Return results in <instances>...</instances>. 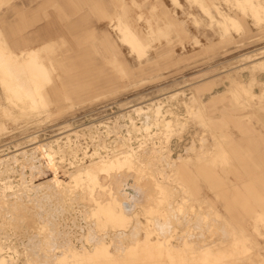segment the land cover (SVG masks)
<instances>
[{
    "label": "rangeland",
    "instance_id": "rangeland-1",
    "mask_svg": "<svg viewBox=\"0 0 264 264\" xmlns=\"http://www.w3.org/2000/svg\"><path fill=\"white\" fill-rule=\"evenodd\" d=\"M178 2L182 5L173 0H0V185L13 186L5 195L0 193V257L6 258L0 264H264V10L258 11L264 6L249 4L254 16L263 13L258 22L236 1L203 0L240 18L241 28L230 26L225 32L218 22L220 9L204 10L196 0ZM166 11L176 12L178 25L165 24ZM125 12L139 28H154L143 37L146 54L156 49L161 54L147 69H138L139 57L108 26L111 16ZM106 34L116 42L118 57L126 65L113 62ZM49 39L55 42L43 50L44 70L38 69V61L9 54L5 46L7 42L19 51ZM79 40L89 51L84 58L87 67L81 57H74L72 45ZM35 84L40 92L37 102L23 100L20 93L33 91ZM19 85L23 88L17 91ZM235 85L239 89L231 93ZM244 87L258 95L243 96ZM157 105L163 106L162 120H175L174 130L161 121L150 130L151 136L139 131L128 134L132 124L127 114L140 122L144 113L133 109ZM74 130H80L70 134L78 145L76 156L67 153L70 149L63 143ZM124 139H130L139 157L131 156L134 150L118 155L114 148ZM56 140L64 144L65 155L56 159L64 194L47 199L43 191L52 185L54 172L36 145ZM102 143L118 155H113L112 165L122 160L119 164L126 166L122 171L128 169L138 182H145L143 186L147 181V188L152 186L148 201L139 205L135 217L141 224L136 228L135 217L125 224L93 213L80 199L78 183L69 182V172L80 180L85 165L99 159L93 152ZM30 151L38 159L27 158ZM98 242L107 244L108 250L84 255V249ZM76 250H84L82 257H71ZM62 251L66 258H60Z\"/></svg>",
    "mask_w": 264,
    "mask_h": 264
},
{
    "label": "bare ground",
    "instance_id": "bare-ground-1",
    "mask_svg": "<svg viewBox=\"0 0 264 264\" xmlns=\"http://www.w3.org/2000/svg\"><path fill=\"white\" fill-rule=\"evenodd\" d=\"M196 1H198V0H196ZM233 1H236L239 5V8L241 9V11L244 13V14H250L252 17H255L256 18V20L258 21V22H261V20H262V18H263V13L258 17V16H254L253 15V11H252V9H251V6H249V4H251V3H253V2H256V3H263V6H264V0H233ZM199 2V1H198ZM258 8H259V6H258ZM239 9V10H240ZM153 10V9H152ZM262 10H264L262 7L260 8V10H258L259 12H261ZM219 12V14H220V16H221V21H220V24H221V26L223 27V28H229L230 26H235V27H240L239 26V22H238V20L233 16V15H231V14H229V13H225V12H222V11H218ZM252 19V18H251ZM257 26V25H256ZM152 30V29H151ZM131 31V30H130ZM127 32V31H126ZM155 33V32H154ZM125 40H126V42L132 47V49L134 50V51H139L140 49H143V44H142V42L140 41V39L133 33V32H128V34H125ZM47 44V43H46ZM45 44V46H43V47H40V48H38V49H33V50H29V51H15V50H13V51H8V53L9 54H11V55H13V56H20V58L23 56V58H24V60H26V61H38L39 63H38V65H39V70H44V67H45V64H43V62H42V53H43V50L44 49H46L48 46H50V44H48V45H46ZM44 45V44H43ZM52 46V45H51ZM52 51V50H51ZM53 52V51H52ZM8 53H3L4 55H9ZM145 53V52H144ZM1 53H0V57H1ZM3 55V56H4ZM264 55V54H263ZM9 58V57H8ZM15 58V57H14ZM22 58V59H23ZM13 59V58H12ZM11 59V60H12ZM44 59V58H43ZM244 59V58H243ZM10 61V60H9ZM15 61V63L17 62L16 60H14ZM42 64H41V63ZM2 63V62H1ZM19 63V62H18ZM11 63H9V65H10ZM14 64V63H13ZM5 65V64H4ZM8 65V63H7V66H9ZM51 65V64H50ZM6 66V65H5ZM6 66V67H7ZM17 66H18V64H17ZM258 66V65H257ZM256 66V67H257ZM6 67H5V69H6ZM11 66H9V67H7L8 69L7 70H9L7 73H8V75L9 76H11V73H13V72H10V70L12 69V67H11V69H9ZM14 67H15V65H14ZM2 68V67H1ZM4 69V70H5ZM36 69V68H35ZM54 69V68H53ZM46 70V69H45ZM4 73H5V71H4ZM45 73V72H44ZM51 74V73H50ZM255 75V74H254ZM12 76H14V75H12ZM37 76V75H36ZM15 78H16V75L14 76ZM13 77V78H14ZM30 78V77H29ZM31 79V78H30ZM33 80H34V78H33ZM50 80H51V78H50ZM35 82V81H34ZM49 83H50V81H49ZM191 84V83H190ZM233 84V83H232ZM236 84V83H235ZM20 86V85H19ZM19 86H15L16 87V89H17V91L18 90H20L21 88H23V86H20V88H19ZM15 89V90H16ZM237 89H239V88H237L236 87V85L235 86H232V88H230L229 89V91H231V93L233 92H236V90ZM240 90H241V88H240ZM23 91H24V89H23ZM194 92H195V90H194ZM240 92V91H239ZM243 96H244V94L246 93V95L249 97V98H252L253 96H255V95H258L257 93H253L251 90H248V89H246V87H244V89H243ZM20 93V92H19ZM39 94H40V92L38 91V88H37V86H36V84H35V86H34V88H33V91H24V92H22V94L20 93V95H21V98L23 99V100H30L32 103L34 102L35 103V101L38 99V97H39ZM241 94V93H240ZM14 95V94H13ZM16 95V94H15ZM196 95V94H195ZM235 95V94H234ZM263 96H264V89H263V94H262ZM239 96V95H238ZM191 100V99H190ZM184 101V100H183ZM37 102V101H36ZM190 102V101H189ZM203 103V102H202ZM190 104H191V102H190ZM34 105V104H33ZM152 105V104H151ZM180 106V105H179ZM193 107V106H192ZM191 109V108H190ZM193 109V108H192ZM191 109V110H192ZM170 110H171V108H170ZM189 110V109H188ZM133 111H135V113L137 112L138 114H143L144 113V120L143 121H140V122H134L135 120H134V115L132 116L131 115V113L130 114H127V116H129V118H130V120H131V130L130 129H128V134L130 133V132H135L136 131V133H137V131H139V132H146V134H148L149 136H151L152 134H150V130L153 128V126H157V125H160L161 124V121H162V124L163 125H165L166 126V128L167 127H169L168 129H171V130H174V128H173V123L175 122V120L174 119H164V120H162V118H161V116L163 115V114H165V112L163 111V106L162 105H157V106H149V107H147V109H144V108H142V106H138V107H135L134 109H133ZM172 111V110H171ZM175 111V110H174ZM134 113V112H133ZM173 113H175V112H173ZM138 114H137V118H138ZM143 116V115H142ZM141 116V117H142ZM126 118V117H125ZM143 119V118H142ZM127 120V119H126ZM125 120V121H126ZM113 123V122H112ZM114 124V123H113ZM126 124V123H125ZM176 124H179V123H176ZM176 124H175V126H176ZM98 125V124H97ZM181 125V127H183L182 126V124H180ZM95 126V125H94ZM93 126V127H94ZM107 126H108V124H107ZM130 126V125H129ZM164 126V127H165ZM171 126H172V128H171ZM86 128V127H85ZM110 129H111V127H109ZM161 128V127H160ZM180 128V127H179ZM90 130H93V128L92 129H90ZM103 130V129H102ZM107 130V129H106ZM167 130V129H166ZM170 130V131H171ZM64 131V130H63ZM80 130H74V131H71L70 133H68L67 134V139H66V141L65 142H63L66 146H68V148L70 149V151H67V153L69 152V154H75V156L77 155V152L79 151V149H78V145H76L75 144V142H74V140L70 137V134H72V133H76V135H78ZM97 130H94V132H96ZM109 131V130H108ZM127 131V130H126ZM88 132V131H87ZM91 131H89V133H90ZM93 131H92V133H93V135H95V133H94ZM101 133H102V131H100ZM106 132V131H105ZM60 133V132H59ZM62 133V132H61ZM170 133H172V132H170ZM36 134V133H35ZM65 134V133H64ZM86 134V133H85ZM131 134V133H130ZM171 135V134H170ZM35 136V135H34ZM37 136V135H36ZM75 136V135H74ZM123 136V135H122ZM121 136V137H122ZM166 136V135H165ZM169 136V135H168ZM31 138V137H30ZM37 138V137H36ZM36 138L34 137V141H38V140H36ZM126 138V137H125ZM164 138V137H163ZM61 139V138H60ZM97 139V138H96ZM120 139V138H119ZM166 139V138H165ZM115 140V139H114ZM125 140V141H124ZM123 140V142L122 143H125V144H119V146H116V148H114V150L115 151H120L119 153H118V155H120L121 154V157H122V155H123V153H127V154H129L130 153V150H134V152L133 151H131V156H134V157H139L138 156V152L137 151H139V150H136V149H134V147H132L130 144H129V142H128V140H130V139H124ZM137 140V139H136ZM217 141V140H216ZM38 142H40V141H38ZM42 142V141H41ZM98 142V141H97ZM27 143H29V142H27ZM32 143V142H31ZM35 143V142H34ZM37 143V142H36ZM62 143V142H61ZM59 141H57L56 140V143L55 144H53V142L52 143H38L37 145H36V149L38 150V152H39V154H40V156H41V158H43L44 159V163H45V165L48 167V168H50V169H52L53 170V172H54V177L52 178V180H51V182H52V185L51 186H46V188H45V191H43V192H45V196H47V199H48V197H52L53 195H55V196H63V194H64V189H63V187H62V185H63V182H64V180H61L60 178H59V171H58V169H59V166L57 165V161H56V159H57V157H61V158H63V155H65L64 153H65V151H63V147H64V144L62 145ZM114 143V142H113ZM216 143V142H215ZM139 146H141V145H139ZM96 147H97V145H96ZM34 148V149H35ZM99 149H105V151H107V153L106 154H102V152H100V151H98ZM144 149V148H143ZM111 150V151H110ZM112 148L111 149H109L108 148V146L107 145H105V143H102V144H99L98 145V148H95V150H94V152L93 153H96V154H98L99 156V159H96V160H92V161H90V163H88L87 165H85V168L83 169V171L80 173V175H81V179L80 180H78V179H76V177H75V175H72V173L71 172H69V174H70V181L69 182H71V183H73V180H75V182H77L78 183V186L79 187H81V189H82V194H81V196H80V199L82 200V201H84V202H87L89 205V207L91 208V210H92V212L93 213H100V214H102V215H106L107 217H110V218H115V219H119L121 222H124L125 223V221H128V220H131L132 218H134L136 215H137V213H138V209H140V206L139 205H141V204H143V203H146L147 201H148V198L150 197V193H149V191L151 190V188H152V186H151V188L150 189H148L147 188V183H148V181H147V179L145 180V178H148V177H145V178H143L142 180H144V181H147L146 182V184H145V186H143V183H145V182H142V181H140V182H138L137 180H138V178H137V175H135V176H133V175H131V174H129L130 173V171H128V169H125V172H124V170L122 171L121 170V168H122V165L121 164H119L120 162H122V160L121 161H119L118 162V160H120V159H118V160H116L115 161V165H112V161H113V159L114 158H112L113 157V155H116L115 157L116 158H118L117 156V154H113L112 155ZM152 151V150H151ZM202 151H204V150H202ZM208 151V150H207ZM22 152H24V151H22ZM31 152V151H30ZM17 153V152H16ZM20 154V153H19ZM25 154V153H24ZM27 155V158L29 157V159H32V160H34V159H38V156L37 155H35V153L34 152H31V153H26ZM196 154V153H195ZM198 154V153H197ZM150 155V154H149ZM210 155V154H209ZM11 156V155H10ZM127 156V155H126ZM200 156V155H199ZM14 157V156H13ZM66 157V156H65ZM133 157V158H134ZM115 158V159H116ZM127 158H129V157H126V159ZM132 157H131V159H133ZM181 158V157H180ZM1 159V158H0ZM6 159H8V158H6ZM28 159V160H29ZM66 159V158H65ZM123 159V161H124V158H122ZM130 159V161H132ZM168 159V158H167ZM3 160V159H2ZM26 160V159H25ZM135 160H136V158H135ZM170 160V159H169ZM176 160V159H175ZM6 161V160H5ZM136 161H140V160H136ZM1 162H3V161H0V164H1ZM129 162V161H128ZM127 162V163H128ZM60 164V163H59ZM63 164V163H62ZM61 164V165H62ZM130 164V163H129ZM131 164H133V162H131ZM134 164H135V162H134ZM120 165H121V167H120ZM124 165H126V163H124ZM169 165V164H168ZM112 166L114 167H116V168H118V170L116 169V171H115V167L113 168L114 169V172H115V174L114 173H112L113 171H112ZM127 166H128V164H127ZM133 166V165H132ZM170 166H172V165H170ZM10 167V166H9ZM46 167V168H47ZM61 167V166H60ZM126 168V166H123V168ZM122 168V169H123ZM130 168H132V167H130ZM133 168H135V167H133ZM15 169V168H14ZM175 169V168H174ZM126 170H127V172H126ZM135 170H137V169H135ZM11 171V170H10ZM134 171V169L131 171V172H133ZM3 172V171H2ZM12 172V171H11ZM65 172H66V169H65ZM129 172V173H128ZM135 172V171H134ZM133 172V173H134ZM139 172H141V171H139ZM161 172H163V171H161ZM67 173V172H66ZM136 173V172H135ZM158 173V172H157ZM65 174V173H64ZM114 174V175H113ZM141 174H143V173H141ZM161 175H162V173H160ZM165 174V173H164ZM174 174V173H173ZM67 175V174H66ZM113 175V176H112ZM140 177H141V175L140 174H138ZM143 175H145V174H143ZM142 175V176H143ZM149 176V175H148ZM151 176V175H150ZM165 176V175H164ZM174 176V175H173ZM113 177V178H112ZM144 177V176H143ZM152 177V176H151ZM161 177V176H160ZM169 177V176H168ZM8 178V177H7ZM155 178V177H154ZM151 179V178H150ZM161 179V178H160ZM4 180V179H3ZM2 180V181H3ZM11 180V179H10ZM46 180H48V179H46ZM68 180V179H67ZM157 180V179H156ZM1 181V180H0ZM155 181V180H154ZM3 182H5V180L3 181ZM67 182V181H66ZM151 182V181H150ZM152 184L154 183V182H151ZM38 184V183H37ZM67 184H69V183H67ZM67 184H65V185H67ZM152 184H149V185H152ZM159 184V183H158ZM4 185H6V186H1L0 185V193H1V195L3 194V195H5L6 194V189H8V188H13V186L12 185H7L6 183L4 184ZM41 185V184H40ZM50 185V184H49ZM73 185V184H72ZM71 184H70V186H72ZM154 185V184H153ZM42 186V185H41ZM40 187V186H39ZM75 187V186H74ZM148 187H150V186H148ZM65 188V187H64ZM68 188V187H67ZM76 188V187H75ZM66 189V188H65ZM74 189V188H73ZM155 189H156V187H155ZM70 190H71V188H70ZM15 191V190H14ZM37 191V190H36ZM67 191V190H66ZM18 192V191H17ZM43 192H41L43 195H44V193ZM71 192V191H70ZM37 193V192H36ZM68 193H69V191H68ZM17 194V193H16ZM38 194V193H37ZM40 194V193H39ZM56 194H59V195H56ZM152 194H153V192H152ZM2 195V196H3ZM12 195H13V193H12ZM66 195V194H65ZM154 195V194H153ZM27 196V195H26ZM54 196V197H55ZM23 197V196H22ZM38 197H39V195H38ZM52 199H54L53 197H52ZM75 199V198H74ZM79 199V198H78ZM154 199V198H153ZM3 200V199H2ZM5 200H7V199H5ZM5 200H3V202L5 201ZM152 200V199H151ZM1 201V200H0ZM8 201V200H7ZM17 201V200H16ZM20 200H18L17 202H19ZM170 201V200H169ZM6 202V201H5ZM16 202V203H17ZM33 202V201H32ZM76 202H78L77 200H76ZM8 203V202H7ZM6 203V204H7ZM15 203V204H16ZM31 203V202H30ZM73 203V202H72ZM5 204V205H6ZM14 204V203H13ZM34 204V203H33ZM77 204V203H76ZM81 204H83V203H81ZM7 205H9V203L7 204ZM20 205V204H19ZM18 205V206H19ZM74 205V204H73ZM85 205H87V204H85ZM3 206V205H2ZM21 206V205H20ZM19 206V207H20ZM4 207V206H3ZM6 207V206H5ZM4 207V208H5ZM16 207H17V205H16ZM23 207V206H22ZM73 207V206H72ZM6 208H8V206L6 207ZM1 209V208H0ZM29 209V208H28ZM87 209V208H86ZM172 209V208H171ZM4 210H6V209H4ZM24 210H25V208H24ZM33 210H35V209H33ZM170 210V209H169ZM1 211V210H0ZM16 211V210H15ZM22 211H23V208H22ZM37 211V210H36ZM68 211H69V209H68ZM67 211V212H68ZM86 211V210H85ZM84 211V212H85ZM4 212V211H3ZM11 212V211H10ZM21 212V211H20ZM24 212H26V211H24ZM24 212H22V215H23V213ZM66 212V213H67ZM79 212V211H78ZM140 212V211H139ZM176 212V211H175ZM6 213V212H5ZM7 213H8V211H7ZM88 213V212H87ZM142 213V212H141ZM167 213V212H166ZM206 213V212H205ZM1 214V213H0ZM11 214V213H10ZM15 214V213H14ZM17 214V213H16ZM25 214V213H24ZM70 214V213H69ZM173 214V213H172ZM19 215H20V213H19ZM86 215V214H85ZM89 215V214H88ZM133 215V216H132ZM139 215V214H138ZM141 215V214H140ZM139 215V216H140ZM142 215H144L143 213H142ZM141 215V216H142ZM203 215V214H202ZM15 216V215H14ZM13 216V217H14ZM17 216H18V214H17ZM59 216H61V215H59ZM92 216V215H91ZM201 216V215H200ZM10 217V216H9ZM34 217V216H33ZM64 217V216H63ZM138 217V216H137ZM144 217V216H143ZM213 217V216H212ZM62 218V217H61ZM60 218V219H61ZM82 218V217H81ZM146 218V217H145ZM23 219V218H22ZM34 219V218H33ZM138 219V218H137ZM137 219H136V217H135V219H134V222H133V224L134 223H136L135 224V226H133V227H135L136 228V226H137V223L138 224H141L140 222H137ZM147 219V218H146ZM149 219V218H148ZM147 219V220H148ZM205 219H206V217H205ZM10 220V219H9ZM15 220V219H14ZM18 220H19V218H18ZM21 220V219H20ZM32 220V219H31ZM67 220V219H66ZM135 220H136V222H135ZM141 220V219H140ZM146 220V221H147ZM209 220V219H208ZM213 220V219H212ZM30 221V220H29ZM28 221V222H29ZM90 221V220H89ZM93 221H94V219H93ZM148 221H150L149 223H151V220H148ZM173 221V220H172ZM11 222V221H10ZM14 222V221H13ZM19 222V221H18ZM91 222V221H90ZM174 222V221H173ZM204 222H206V221H204ZM218 222V221H217ZM219 222H221V221H219ZM225 222V221H224ZM34 223V222H33ZM39 223V222H38ZM93 224H94V222H92ZM91 223V224H92ZM152 223H153V220H152ZM176 223V222H175ZM122 224V223H121ZM126 224V223H125ZM205 224V223H204ZM40 225V224H39ZM38 225V226H39ZM123 225V224H122ZM143 225V224H142ZM153 225V224H152ZM217 225V224H216ZM221 225H223L222 224V222H221ZM224 225H226L225 223H224ZM4 226H6V225H4ZM81 226V225H80ZM91 226V225H90ZM89 226V227H90ZM177 226V225H176ZM202 226V225H201ZM12 227V226H11ZM28 227V226H27ZM32 227H34V226H32ZM31 227V228H32ZM84 227H86L85 225H84ZM112 227V226H111ZM116 227V226H115ZM118 227V226H117ZM116 227V228H117ZM132 227V228H133ZM152 227V226H151ZM173 227H175V226H173ZM221 228H222V226H220ZM35 228V227H34ZM33 228V229H34ZM91 228V227H90ZM92 228H94V227H92ZM224 228V227H223ZM9 229V228H8ZM45 229V228H44ZM71 229V228H70ZM134 229V228H133ZM133 229H131V230H133ZM147 229V228H146ZM175 229V228H174ZM36 231H38L37 229H35ZM34 230V231H35ZM63 230V229H62ZM176 230V229H175ZM208 230V229H207ZM224 230V229H223ZM225 230H227V229H225ZM14 231V230H13ZM40 231V230H39ZM107 231V230H106ZM120 231H122V230H120ZM202 231V230H201ZM206 231V230H205ZM214 231V230H213ZM23 232V231H22ZM42 232V231H41ZM114 232V231H113ZM116 232V231H115ZM149 232V231H148ZM37 233V232H36ZM35 233V234H36ZM63 233H65L64 231H63ZM131 233H133V231L131 232ZM137 233V232H136ZM160 233V232H159ZM175 233V232H174ZM232 233V232H231ZM23 234V233H22ZM32 234V233H31ZM39 234V233H38ZM37 234V235H38ZM104 234H106V233H104ZM108 234V233H107ZM111 234H112V232H111ZM114 234V233H113ZM134 234V233H133ZM162 234V233H161ZM185 234V233H184ZM32 235H34V234H32ZM43 235V234H42ZM103 235V234H102ZM149 235H150V233H149ZM158 235V234H157ZM164 235V234H163ZM230 235V234H229ZM61 236V235H60ZM95 236V235H94ZM93 236V237H94ZM125 236V233L123 232V237ZM165 236V235H164ZM175 236V235H174ZM196 236V235H195ZM28 237V236H27ZM34 237H37V236H35L34 235ZM33 237V238H34ZM87 237V236H86ZM101 237V236H100ZM103 237H105V235H103L102 236V239H103ZM108 237V236H107ZM170 237V236H169ZM205 237V236H204ZM204 237H203V239H204ZM225 237V236H224ZM5 238V237H4ZM40 238V237H39ZM39 238H38V240H39ZM62 238V237H61ZM89 238V237H88ZM99 238V237H98ZM98 238H97V240H98ZM134 238V237H133ZM148 238H149V236H148ZM167 238V237H166ZM220 238H222V237H220ZM219 238V239H220ZM228 238H229V236H228ZM29 239V238H28ZM30 239H32V236H31V238ZM69 239V238H68ZM78 239V238H77ZM146 239V238H145ZM158 239V238H157ZM165 239V238H164ZM180 239V238H179ZM185 239H187V238H185ZM33 240V239H32ZM80 240V239H79ZM95 240V239H94ZM97 240H95V241H97ZM162 240V239H161ZM187 240H189V238L187 239ZM223 240V239H222ZM225 240V239H224ZM223 240V241H224ZM230 240V239H229ZM232 240H233V238H232ZM13 241V240H12ZM29 241H31V240H29ZM63 241V240H62ZM71 241V240H70ZM101 241V240H100ZM121 241V240H120ZM129 241H131V240H129ZM167 241H169V240H167ZM177 241V240H176ZM185 241V240H184ZM194 241V240H193ZM216 241H218V240H216ZM35 242V241H34ZM68 242V241H67ZM102 242H104L103 240H102ZM102 242H98L97 244H95V245H90V249L89 248H86V249H84L83 251H84V255L85 254H88V255H93L94 253H96L97 252V250L98 249H100V248H104V249H107L106 247H107V244H105V243H102ZM134 242V241H133ZM138 242H140V241H138ZM161 242V241H160ZM163 242H165V241H163ZM178 242V241H177ZM190 242V241H189ZM199 242V241H198ZM202 242V241H201ZM38 243V242H37ZM63 243V242H62ZM132 243V242H131ZM183 244H184V242H182ZM216 243V242H215ZM214 243V244H215ZM117 244H118V242H117ZM159 244H161V243H159ZM163 244V243H162ZM197 244V243H196ZM29 245V244H28ZM33 245V244H32ZM81 245V244H80ZM110 245V244H109ZM123 245V244H122ZM131 244H129V246H130ZM132 245H134V244H132ZM188 245H190V244H188ZM11 246H13V245H11ZM82 246V245H81ZM120 246V245H119ZM173 246H175V245H173ZM192 246V245H191ZM193 246L195 247V245L193 244ZM203 246V245H202ZM205 246V245H204ZM211 246H212V244H211ZM214 246V245H213ZM64 248H65V246H63ZM127 247V246H126ZM157 247V246H156ZM69 248V247H68ZM67 248V249H68ZM83 248V247H82ZM117 248H119V247H117ZM116 248V249H117ZM161 248V247H160ZM163 248V247H162ZM174 248H176V247H174ZM191 248V247H190ZM197 248V247H196ZM200 248V247H199ZM206 248V247H205ZM207 248H209V246H207ZM62 249V248H61ZM66 249V250H67ZM80 249V248H79ZM123 249V248H122ZM133 249V248H132ZM172 249H173V247H172ZM180 249V248H179ZM183 249V248H182ZM189 249V248H188ZM210 249V248H209ZM55 250H57V249H55ZM64 251H65V249H63ZM108 250V249H107ZM106 250V252L104 251V253L105 254H107V251ZM166 250H168V249H166ZM184 250V249H183ZM200 250V249H199ZM64 251H62L63 252V256L62 257H60V258H63V257H65L66 258V253L64 252ZM68 251H70V249L68 250ZM83 251H75V252H73V255L71 256L70 254H68L69 256H71V257H78V256H80L82 253H83ZM100 251H101V249H100ZM124 251H125V248H124ZM124 251H123V253H124ZM128 251V250H127ZM150 251V250H149ZM180 251V250H179ZM185 251V250H184ZM198 251V250H197ZM202 251V250H201ZM221 251V250H220ZM2 252V251H1ZM55 252V251H54ZM54 252H52V253H54ZM61 252V253H62ZM121 252V251H120ZM65 253V254H64ZM99 253H101V252H98V254ZM122 253V252H121ZM135 253V252H134ZM168 253V252H167ZM28 254V253H27ZM31 254V253H30ZM104 254V255H105ZM109 254V253H108ZM131 254V252L129 251V254L128 255H130ZM53 255H55L56 256V253L55 254H53ZM62 255V254H61ZM102 255H103V252H102ZM110 256H112V254H109ZM120 255V254H119ZM166 255V254H165ZM179 255V254H178ZM186 255V254H185ZM49 256V255H48ZM50 256H52V255H50ZM60 255H57V257H59ZM68 256V257H69ZM87 256V255H86ZM97 256V255H96ZM105 256H107V255H105ZM13 257V256H12ZM80 257H82V256H80ZM98 257V256H97ZM108 258L107 259H109L110 257L109 256H107ZM132 257V256H131ZM130 257V258H131ZM187 257V256H186ZM35 258V257H34ZM54 258V257H53ZM88 258V257H87ZM5 259L6 258H4V257H0V263H4L5 262ZM58 258H56V260H57ZM68 259V258H67ZM112 259V258H111ZM150 259V258H149ZM162 259V258H161ZM51 260V259H50ZM55 260V259H54ZM98 260V259H97ZM99 260H101V259H99ZM164 260V259H163ZM190 260V259H189ZM80 261V260H79ZM83 261H84V259H83ZM105 261V260H104ZM103 261V262H104ZM127 261V260H126ZM130 261H132V260H130ZM129 261V262H130ZM191 261V260H190ZM210 261V260H209ZM14 262V261H13ZM37 262V261H36ZM61 262H62V260H61ZM92 262V261H91ZM91 262H89V264L91 263ZM108 262H109V260H108ZM128 262V261H127ZM8 263V262H7ZM35 263V262H34ZM101 262H99V264H100ZM112 263V262H111ZM168 263V262H167ZM81 264H82V262H81ZM93 264V263H92Z\"/></svg>",
    "mask_w": 264,
    "mask_h": 264
},
{
    "label": "crops",
    "instance_id": "crops-1",
    "mask_svg": "<svg viewBox=\"0 0 264 264\" xmlns=\"http://www.w3.org/2000/svg\"><path fill=\"white\" fill-rule=\"evenodd\" d=\"M173 1L180 6L182 5V4H180V2H178V0H173ZM198 1L202 4V7L204 10H208V11L210 10L211 11L213 9V7H216L217 9H220V10L222 9L218 5V3H214L213 6H210V5L203 4V0H198ZM222 11L225 13H229L227 11H224L223 9H222ZM229 14H231V13H229ZM164 15H165V24H170V25H178L179 24L178 19L176 18L177 17L176 12L173 14L171 11H166L164 13ZM231 15H233V14H231ZM131 16L132 15L129 12H125L124 14H115V16L110 17V22L108 23V26L111 27V30L116 31L118 36L120 37L121 41L126 43V44H128V43L125 40V34H128V32H130V33L133 32L140 39V41L142 42V44L144 46L143 49H140L139 51H134L132 49V47L129 44L128 45L130 47V52L135 53L139 57V63L137 66L138 69L144 70V69H147L149 67V64L153 61L154 58H156L157 56H159L161 54V51L159 49H156L154 53L146 54L148 52V43L145 42L143 37L145 36V34L152 33L154 31V28L152 25L150 27H147L146 29L145 28H139L138 26H136L137 24H135L134 21L130 20ZM233 16L239 22L240 27H237V29L241 28L242 22H241L240 18L236 15H233ZM115 18L118 20H116ZM218 22H219V25H221L220 20H218ZM224 30H225V32H227L229 30V28H224ZM106 35H107V38H105L106 39L105 41H106L108 48L112 51V55H113V59H114L113 62L116 63L118 66L126 65V63L124 61L125 59H121L118 57V54L120 53V51L118 50V46L116 45V42L113 39H111L110 34L109 35L106 34ZM54 42H55L54 40L49 39V40L40 42L35 46H28L27 45L26 47L19 48L20 49L19 52L38 49L40 47L45 46L46 43H47L46 45H48V44L52 45V44H54ZM5 43H6L5 46H6L8 51L14 50L11 48V46H9V44L7 42H5ZM85 43L86 42L84 40H79L76 42L75 45H72L75 47L74 57H77V58L81 57L82 58L83 67L88 66V61H86L84 58H87L89 56V54H88L89 51L84 48ZM19 44H21V43L18 42V45ZM145 54H146V56H145ZM142 57H144L145 59ZM61 63H63V62H61Z\"/></svg>",
    "mask_w": 264,
    "mask_h": 264
}]
</instances>
